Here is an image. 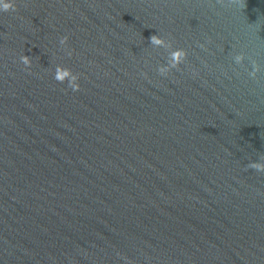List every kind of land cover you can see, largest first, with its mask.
<instances>
[{
    "label": "clouds",
    "instance_id": "obj_1",
    "mask_svg": "<svg viewBox=\"0 0 264 264\" xmlns=\"http://www.w3.org/2000/svg\"><path fill=\"white\" fill-rule=\"evenodd\" d=\"M222 2V0H221ZM230 3L238 4L240 7H244V0H230ZM0 11L8 12V11H16V5L14 2H10V0H0ZM68 41V37L64 36L60 39L61 45H66ZM150 43L156 46H163L165 41L159 35H152L150 37ZM171 46V43H169ZM72 53L69 52L70 56ZM187 51L179 48L172 51L170 54L169 61L166 66H160L158 68V73L160 75H167L172 69L179 68V66L186 60ZM245 59V55L243 53L237 54L234 56V61L236 64L243 63ZM21 63H23L26 67H31L32 60L29 56L23 55L20 57ZM253 70L249 72V76L252 78H256L257 73L261 71L260 65L253 60L252 61ZM54 79L60 83L68 81V86L73 91L80 90V84L78 83L79 76L74 74L71 69L58 65L55 69ZM249 168L254 169L258 172H264V163L260 162H252L248 165Z\"/></svg>",
    "mask_w": 264,
    "mask_h": 264
}]
</instances>
